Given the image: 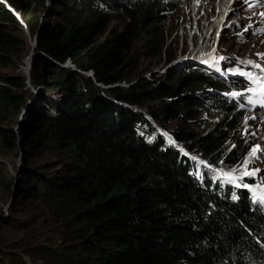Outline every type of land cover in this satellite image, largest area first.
<instances>
[{
	"label": "trees",
	"instance_id": "1",
	"mask_svg": "<svg viewBox=\"0 0 264 264\" xmlns=\"http://www.w3.org/2000/svg\"><path fill=\"white\" fill-rule=\"evenodd\" d=\"M45 1L7 0L31 40L37 33L30 84L60 96L29 109L17 136L0 127L1 146L21 143L25 162L0 219V264H264V201L237 186L250 177L230 182L218 172L253 147L233 139L245 104L218 95L244 84L229 88L195 67L153 78L138 70L141 59L165 55L163 26L177 3L50 0L51 20L34 22ZM3 4L0 58L23 65L29 43ZM0 82L1 111L18 112L31 98L26 77L4 73ZM209 110L220 118L207 124ZM40 241L51 242L39 251Z\"/></svg>",
	"mask_w": 264,
	"mask_h": 264
},
{
	"label": "rangeland",
	"instance_id": "2",
	"mask_svg": "<svg viewBox=\"0 0 264 264\" xmlns=\"http://www.w3.org/2000/svg\"><path fill=\"white\" fill-rule=\"evenodd\" d=\"M174 1L175 3H177V7L171 10V18L167 22H165L163 26V36L166 40L167 48L165 55L162 54V56L160 57L156 56L149 59H141L138 70L142 74H145L144 77L150 76L151 78H153L154 76H156V74H161L163 72L171 75V73H174V70L181 67H195L203 69L212 76L221 79L222 81L227 83L228 86H230L229 88L233 86V82H240L244 84V87L240 90H238L237 88H232L219 92L218 95H220L221 97L229 99L237 96L232 95V93L246 94L248 92L246 90L248 89V87H246V85L248 84V77L262 73H253L250 66L247 68L243 64H239L238 62L251 59L254 60V64H259L261 67L264 66V31H259L260 29H264V25H253L256 18L250 17L252 15L251 9L247 8V4L244 2V0H236L232 7L234 11H232L226 18L227 22H223V20L221 21L222 23H224L223 29H218L220 30L218 31L216 30V28H212L210 36H208L207 43L211 41L209 44L213 51L216 52L217 58L224 60L223 65L225 66V68L217 66L219 69L218 70L214 65L205 63L202 59L195 58L194 52H192L194 51L193 48L198 45V32L193 28L188 29L189 25L186 23L187 20H192L190 18V14L193 11L190 9L191 0ZM214 1L215 0H208L209 4H206L208 5V7L205 5L206 7L203 12L201 23H206V21L209 19L208 18L206 20L205 18V15L209 11H211V13L213 14V17H211V19H217L216 15L219 13V11L218 7H215L217 5V2ZM45 6L46 7L39 6L37 11L34 13V16L31 17V20H33L34 22L35 20L40 22L45 19L51 20L50 17H46L49 12L48 9L50 8V0L45 1ZM261 6L262 11H264V5ZM31 15L32 14L30 12L28 14H24V18L28 19ZM233 22L235 23L233 24ZM200 26L202 25L200 24ZM21 28V32L19 31L15 34L20 39H26L29 43L28 47L29 49H31V36L26 27V24L22 25ZM245 29H247V31H245ZM199 30L200 28H198V31ZM190 31L193 33L194 37H191L192 33ZM190 40L193 42V45H191ZM200 40L201 39H199V42L202 41ZM190 53L192 54L190 55ZM3 54L8 55L5 50ZM10 58L13 61H11ZM2 60H7L11 64L7 67H2L1 65H4L2 63ZM21 60L23 61V65H18L19 58L14 54L12 56H4V58L1 57L0 74L5 73L10 76L23 74L26 77L27 70H29L28 66L30 63V57L28 54H24L23 57H21ZM66 64H68L69 67L74 66L71 61H67ZM151 65L152 71L150 73L148 72V70ZM18 66H21V68ZM0 84L3 83L0 82ZM25 89L28 91V94L31 95V98L29 100H25V104L20 107L18 112H2L0 109V127L12 129L15 132L16 136L19 127L18 123L21 122L24 114H26L29 109L41 111L40 107L45 104L43 102V96L50 97L53 100L58 99L60 96V93H58L57 91H50L42 86L34 88L32 87V85H27L26 83ZM41 94L43 95L41 96ZM51 112L52 115L55 113L54 110H52ZM203 117L205 123L210 124L219 119L220 114L218 112H215L214 110H209L204 113ZM244 119V125H242L240 129H238V131L234 134L235 138L233 139L237 142L238 139L236 138V136L238 135L240 136L242 141L253 144V147L259 146V151H257L256 156L251 157V162L247 165V169L249 171L253 169H259V171H257L255 175L244 176L243 178L245 179L250 177L253 180V183L249 184L251 187H249L248 189L258 197L259 190H254L256 189V186L259 185L260 188L264 189V135H262L264 133V130L261 129L259 120L250 118L249 113L245 114ZM175 125V123L170 121V128ZM20 144L18 143L17 149H6L1 146L0 140V219L6 218L10 215L9 209L16 197V184L21 176L19 171L21 170L22 165L25 164ZM246 158H249V154L244 159ZM198 161L201 162V160ZM9 180L12 181L11 196H9L10 193L8 194L6 192L4 184V182H7ZM57 238H60V235H58ZM50 242L51 241H40L41 244L38 245L39 251L46 249ZM31 253L36 255V257H40V254L35 249H32ZM27 262L29 264H41V262L33 263L29 259H27Z\"/></svg>",
	"mask_w": 264,
	"mask_h": 264
},
{
	"label": "bare ground",
	"instance_id": "3",
	"mask_svg": "<svg viewBox=\"0 0 264 264\" xmlns=\"http://www.w3.org/2000/svg\"><path fill=\"white\" fill-rule=\"evenodd\" d=\"M212 1V0H211ZM236 0H215L214 2H217V5L215 6L216 8L218 7V11L219 13L216 15V18L217 19H211V18H206V23L202 22L200 26V30L198 32V45L196 47H194V57L195 58H198V59H202L204 60L205 63H208V64H212L214 65L217 69L218 67L217 66H221V67H224L225 66L223 65L224 63V60H221L220 58H217V55H216V52L213 51V49L211 48L210 46V42L207 43V40H208V36H210V33H211V30L212 28H216V30L218 29H223V24L221 21L223 19V16L226 17L228 13H231L232 11H234L232 9L233 7V4L235 3ZM206 0H191V4H192V8L194 10V12H196V10L198 9V15H200V12H199V7L201 8V6L203 4H205ZM3 3V2H2ZM189 4V3H188ZM190 4V5H191ZM197 4V5H196ZM209 4V3H208ZM4 5V4H3ZM204 6V5H203ZM208 7V5H206ZM197 8V9H196ZM216 14V13H215ZM203 16V15H202ZM202 16H200L199 18L202 19ZM226 20V19H225ZM243 20V19H242ZM203 21V20H202ZM224 22H227L224 21ZM236 22V20H235ZM233 22V24L235 23ZM227 26V25H226ZM220 31V30H218ZM191 32V31H190ZM192 33V32H191ZM221 34V33H220ZM192 36H193V33H192ZM199 39H201L202 41L199 42ZM211 40V39H209ZM255 43V42H253ZM203 44V45H202ZM264 48V47H263ZM262 48V49H263ZM254 49V48H253ZM255 51V50H254ZM260 53V52H259ZM192 53H190L191 55ZM190 59V58H189ZM250 61H254V60H251L249 59ZM248 61V60H247ZM239 64H243L245 67H251V71L253 73H256V72H260L262 73V68L263 67H255L254 63L252 64H249V63H244V62H238ZM223 65V66H222ZM243 66V67H244ZM219 70V69H218ZM249 70V69H248ZM249 78V77H248Z\"/></svg>",
	"mask_w": 264,
	"mask_h": 264
},
{
	"label": "snow or ice",
	"instance_id": "4",
	"mask_svg": "<svg viewBox=\"0 0 264 264\" xmlns=\"http://www.w3.org/2000/svg\"><path fill=\"white\" fill-rule=\"evenodd\" d=\"M244 2L248 5V7H255L256 5H264V0H244ZM261 16H264V13L260 14ZM250 27V26H249ZM245 31H247V29H245ZM259 31H264V29H260ZM244 63H249L252 64L253 61H242ZM255 67H261L259 64H255ZM262 75H264V68H262ZM255 82H261L260 78H256ZM248 92H256L258 91V89H254V88H248L246 89ZM259 91H264V88L259 89ZM232 95H241L239 93H232ZM248 100L250 103L253 102L252 97H248ZM243 106V105H242ZM174 143V141H173ZM257 151H259V146L253 147L251 149V152L249 153V158L244 159L241 162V165L238 166L237 168H233L228 172L223 171V169L218 170L219 174L228 178V180L230 182H236V181H242L244 176H252L255 175V173L257 171H259V169H253L251 171H249L247 169V165L251 162V157H255ZM195 159V158H194ZM201 163H204L203 161H201ZM221 163H223L221 161ZM239 172L240 175H234V173ZM238 187H245V188H249L251 187L250 185L247 184H242V183H238L237 184ZM254 190H259V196L257 197L258 199H260L261 201H264V189L260 188L259 185L256 186V189ZM234 199L236 198L235 196L233 197Z\"/></svg>",
	"mask_w": 264,
	"mask_h": 264
},
{
	"label": "water",
	"instance_id": "5",
	"mask_svg": "<svg viewBox=\"0 0 264 264\" xmlns=\"http://www.w3.org/2000/svg\"><path fill=\"white\" fill-rule=\"evenodd\" d=\"M10 9L9 10H11L12 11V13H13V15L17 18V20L19 21V23L21 24V26L22 25H25V23L23 22V20H22V17H21V14H20V12H18V11H15L14 9H11V7H9ZM36 43H37V33L35 34V36H34V38H33V40H31V49H30V52H29V57H30V63H29V66H28V69L30 70V67H31V62H32V59L35 57V55L37 54L36 52H35V47H36ZM65 66H67V67H69L67 64H65ZM71 68H75L74 66L73 67H71ZM29 70H27V75H26V83H27V85H31L30 84V72H29ZM86 74V73H85ZM87 76H92L93 74L92 73H87L86 74ZM100 86H102V85H100ZM33 87V86H32Z\"/></svg>",
	"mask_w": 264,
	"mask_h": 264
},
{
	"label": "clouds",
	"instance_id": "6",
	"mask_svg": "<svg viewBox=\"0 0 264 264\" xmlns=\"http://www.w3.org/2000/svg\"><path fill=\"white\" fill-rule=\"evenodd\" d=\"M5 6H6V8H8V9H10L9 7H11L10 5H9V3L7 2V0H5ZM191 2V1H190ZM192 7V4H191V6H190V8ZM11 9H13L12 7H11ZM11 11V10H10ZM16 11V10H15ZM12 12V11H11ZM190 18H191V15H190ZM23 20V19H22ZM24 22V21H23ZM189 26H188V28H191V27H193V23H191L189 20H187V22H186ZM200 24H201V22L200 23H198L197 24V29L198 28H200ZM191 37H194V36H191ZM199 38V37H198ZM201 41V40H200ZM190 42H191V45H193V42L190 40ZM68 65V64H67ZM69 66V65H68ZM122 85H124V84H122ZM246 114V112H244V114H243V117H244V115ZM262 135H264V133L262 134ZM247 264H248V262H247ZM251 264H262V263H259V261L257 260V261H255V262H253V263H251Z\"/></svg>",
	"mask_w": 264,
	"mask_h": 264
},
{
	"label": "built area",
	"instance_id": "7",
	"mask_svg": "<svg viewBox=\"0 0 264 264\" xmlns=\"http://www.w3.org/2000/svg\"><path fill=\"white\" fill-rule=\"evenodd\" d=\"M1 2H3L4 4L6 3L5 0H0Z\"/></svg>",
	"mask_w": 264,
	"mask_h": 264
}]
</instances>
